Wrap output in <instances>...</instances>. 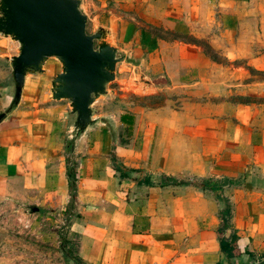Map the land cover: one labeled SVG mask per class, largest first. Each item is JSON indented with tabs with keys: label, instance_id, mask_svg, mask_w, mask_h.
<instances>
[{
	"label": "crops",
	"instance_id": "obj_1",
	"mask_svg": "<svg viewBox=\"0 0 264 264\" xmlns=\"http://www.w3.org/2000/svg\"><path fill=\"white\" fill-rule=\"evenodd\" d=\"M80 3L119 57L85 127L55 57L16 99L0 33V196L67 216L85 264H264V0Z\"/></svg>",
	"mask_w": 264,
	"mask_h": 264
},
{
	"label": "water",
	"instance_id": "obj_2",
	"mask_svg": "<svg viewBox=\"0 0 264 264\" xmlns=\"http://www.w3.org/2000/svg\"><path fill=\"white\" fill-rule=\"evenodd\" d=\"M86 23L80 0H0V33L20 44L12 58L16 99L26 73L42 72L55 57L62 71L51 81L52 98L70 100L79 128L90 122V106L115 78L119 61L103 30L88 33Z\"/></svg>",
	"mask_w": 264,
	"mask_h": 264
},
{
	"label": "rangeland",
	"instance_id": "obj_3",
	"mask_svg": "<svg viewBox=\"0 0 264 264\" xmlns=\"http://www.w3.org/2000/svg\"><path fill=\"white\" fill-rule=\"evenodd\" d=\"M91 23L87 19L88 33L95 29ZM66 217L25 198L0 196V264H85L77 254V239L69 232Z\"/></svg>",
	"mask_w": 264,
	"mask_h": 264
},
{
	"label": "trees",
	"instance_id": "obj_4",
	"mask_svg": "<svg viewBox=\"0 0 264 264\" xmlns=\"http://www.w3.org/2000/svg\"><path fill=\"white\" fill-rule=\"evenodd\" d=\"M67 175H68V180H69V184H70V191L73 193V190L75 189V186H74V171H73L71 166H68ZM221 245H222L223 248L225 247V244L223 242L221 243ZM78 262H79V264H82L81 261H78Z\"/></svg>",
	"mask_w": 264,
	"mask_h": 264
}]
</instances>
